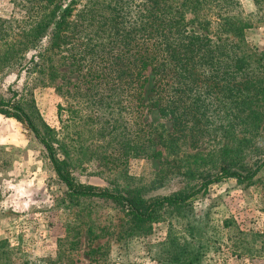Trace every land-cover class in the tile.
<instances>
[{
	"label": "rangeland",
	"instance_id": "1",
	"mask_svg": "<svg viewBox=\"0 0 264 264\" xmlns=\"http://www.w3.org/2000/svg\"><path fill=\"white\" fill-rule=\"evenodd\" d=\"M232 4L253 22L246 43L264 50V0ZM38 12L37 0H0V64L9 44L37 22ZM62 55L68 59L59 61V79L45 86L19 68L0 67V100H20L37 124L43 121L55 130L66 126L77 182L150 199L201 180H188L185 172L215 174L224 168L229 162L220 150L226 142L230 147L240 138L252 141L234 161V170L264 159V117L257 129L238 127L227 141L213 134L195 144L189 138L170 143L172 120L155 106L150 71L138 116L133 101L112 98L109 87L103 91L107 98H100L99 88L81 79L87 60L75 51ZM139 127L151 141L137 154ZM263 232L264 169L244 184L234 179L213 184L184 208L159 211L151 222L137 224L110 201L71 199L33 134L0 114V240L21 251L15 264L59 259L70 264H188L182 256L198 248L203 256L196 264H264V255L241 251L258 250L261 242L250 235Z\"/></svg>",
	"mask_w": 264,
	"mask_h": 264
},
{
	"label": "trees",
	"instance_id": "2",
	"mask_svg": "<svg viewBox=\"0 0 264 264\" xmlns=\"http://www.w3.org/2000/svg\"><path fill=\"white\" fill-rule=\"evenodd\" d=\"M232 3L233 0H37V22L9 44L0 67L19 68L45 86L59 79V61L68 59L60 55L69 56L75 51L87 60L88 69L81 79L99 88L100 98L105 95L104 87H109L112 98L121 95L133 101L138 116L148 82L146 73L150 71L154 76L155 106L162 116L172 120L170 143L189 138L195 144L213 134L227 141L238 127L257 129L264 117V50L246 43L245 32L253 22ZM28 51L33 52L29 58L25 57ZM0 114L25 125L33 134L71 199L110 201L121 206L137 224L151 222L159 211L184 208L213 184L227 179L244 184L264 169V159L251 167H241V171L232 168L252 142L240 138L230 147L226 142L220 150L229 163L217 173L185 172L188 180H201L167 196L145 199L137 193L77 182L73 177L74 158L64 135L66 126L55 130L40 118L37 124L20 100H0ZM145 133L143 127L137 129V154L145 150V141H151ZM250 236L261 242L260 246L258 250L241 247L243 254L264 255V232ZM18 253L21 251L8 240H0V264H15ZM202 256L203 250L198 248L182 257L188 264H196ZM182 257L178 259L182 261ZM70 263L59 259L48 264Z\"/></svg>",
	"mask_w": 264,
	"mask_h": 264
}]
</instances>
